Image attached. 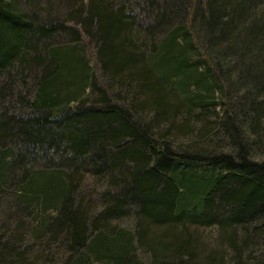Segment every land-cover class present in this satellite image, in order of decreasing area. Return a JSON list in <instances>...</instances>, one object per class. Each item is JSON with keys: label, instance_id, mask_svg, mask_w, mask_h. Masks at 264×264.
I'll list each match as a JSON object with an SVG mask.
<instances>
[{"label": "trees", "instance_id": "1", "mask_svg": "<svg viewBox=\"0 0 264 264\" xmlns=\"http://www.w3.org/2000/svg\"><path fill=\"white\" fill-rule=\"evenodd\" d=\"M20 1L0 0V264H264V0Z\"/></svg>", "mask_w": 264, "mask_h": 264}, {"label": "rangeland", "instance_id": "2", "mask_svg": "<svg viewBox=\"0 0 264 264\" xmlns=\"http://www.w3.org/2000/svg\"><path fill=\"white\" fill-rule=\"evenodd\" d=\"M47 4L49 5V13L53 16H59L63 17V13L68 10V8L64 7L62 2L58 0H38V2L35 4L33 3L32 9H34L35 12L39 13V15L44 14V10L42 8L46 7ZM18 9L19 10H26V5L24 4L23 0L18 2ZM81 43L83 45V49L85 50V54L89 57L90 62H93L94 57H93V51H92V45L91 43L87 42L86 39H82ZM178 138V137H177ZM185 138L179 137L177 141H184ZM84 183L86 184V190L88 193H91L89 191H96L100 187V185H96L91 179H86L84 180ZM92 187V188H91ZM90 188V189H89ZM12 192H14V187H9V185L4 186V188L0 191V219H3V214H4V209L9 206V203L13 202V195ZM12 209V208H11ZM18 213V212H17ZM12 215V214H11ZM18 218L23 222V232H25V238L27 241H32L30 237V232L29 229L32 228L33 226V221H32V214L30 215H25L23 212H20L18 214ZM113 224L124 226L126 228H130L132 225V220L130 218H124L120 219L118 222H112ZM198 233L201 236L202 241L206 245H213L215 243V228L213 227H204V228H199ZM138 257L142 259V253L138 252ZM145 255L143 256V258Z\"/></svg>", "mask_w": 264, "mask_h": 264}]
</instances>
